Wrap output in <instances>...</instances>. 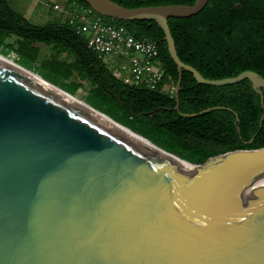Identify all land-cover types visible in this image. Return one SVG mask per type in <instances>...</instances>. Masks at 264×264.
<instances>
[{"label":"water","instance_id":"obj_1","mask_svg":"<svg viewBox=\"0 0 264 264\" xmlns=\"http://www.w3.org/2000/svg\"><path fill=\"white\" fill-rule=\"evenodd\" d=\"M84 1L103 16L162 28L182 116L230 110L180 111L187 71L208 86L248 79L262 125L260 73L207 78L178 55L169 18L194 16L210 0ZM31 71L0 59V264H264V148L193 165Z\"/></svg>","mask_w":264,"mask_h":264},{"label":"trees","instance_id":"obj_2","mask_svg":"<svg viewBox=\"0 0 264 264\" xmlns=\"http://www.w3.org/2000/svg\"><path fill=\"white\" fill-rule=\"evenodd\" d=\"M70 1L88 4L84 0ZM114 1L126 7H137L193 4L196 0ZM106 19L126 25L138 36L157 40L167 69L164 81L176 86L177 65L168 52L165 33L155 21ZM169 25L180 58L205 77L219 79L236 76L245 70H254L264 77V0H210L194 16L169 18ZM10 36H15L20 45L15 48L14 44H7L2 52L15 51L20 55V61L25 57L31 63L36 62L39 49L33 43L59 47L73 56V65L67 64L69 75L74 67L89 81L86 102L102 112L104 103L116 117V108H121L128 119L109 116L155 144L165 147L182 142L206 152L209 160L264 148V121L260 126L263 114L261 97L248 79L233 85L208 86L199 84L193 74L183 71L180 111L193 113L213 106L230 108L185 117L174 109L177 103L174 93L159 88L131 86L115 78L103 59L68 21L35 24L14 10L8 0H0V48L4 39ZM69 85L71 89L66 91L71 94L80 87L76 81ZM237 118L240 131L235 125ZM137 119L143 120L141 127L135 124ZM253 137L254 141L249 143Z\"/></svg>","mask_w":264,"mask_h":264},{"label":"built area","instance_id":"obj_3","mask_svg":"<svg viewBox=\"0 0 264 264\" xmlns=\"http://www.w3.org/2000/svg\"><path fill=\"white\" fill-rule=\"evenodd\" d=\"M52 8L67 15V21L82 34L115 78L131 86L175 92V86L164 81L167 69L157 40L138 36L126 25L107 20L89 4L54 0Z\"/></svg>","mask_w":264,"mask_h":264},{"label":"rangeland","instance_id":"obj_4","mask_svg":"<svg viewBox=\"0 0 264 264\" xmlns=\"http://www.w3.org/2000/svg\"><path fill=\"white\" fill-rule=\"evenodd\" d=\"M53 1L54 0H8L10 6L14 10L22 13L32 23L45 25L50 22H66V14H61L53 10ZM7 44H14L15 48H18L20 45L15 36L6 37L3 41V44L1 45L0 53L14 59L19 64H24L28 69L38 73L47 81L61 87L64 90L71 89L69 83L72 81L80 83V87L74 95L86 101L90 89L89 81L80 76L79 73L74 69V67L72 69V73L69 75L70 68L67 64L73 65V56L59 47H52L43 43H33V45L39 49V55L36 59V62L31 63L30 60L28 58L26 59L25 57H21L22 61H20V55L15 51H11L8 54L3 53L2 51ZM53 60L59 63H54ZM116 110L118 115L117 117H119V119H128V115L124 110H122L121 108H116ZM103 111L107 115L116 117L115 114L113 115L108 111L107 105H105L104 103ZM142 123V119H137L135 121V124L139 127H141ZM157 145L160 146L159 144ZM160 147L173 153L182 160L197 166H202L210 161L215 160L207 159L206 157L208 155L206 152L200 150L197 147L183 144L182 142L177 144H167V146H165L166 148L163 146ZM167 148H169V150ZM253 150L256 149H249L246 151Z\"/></svg>","mask_w":264,"mask_h":264},{"label":"bare ground","instance_id":"obj_5","mask_svg":"<svg viewBox=\"0 0 264 264\" xmlns=\"http://www.w3.org/2000/svg\"><path fill=\"white\" fill-rule=\"evenodd\" d=\"M0 59H1V60H4L5 62H7V63H9V64H11V65H14V66L19 67V63H17L14 59H12V58H10V57H8V56L2 54V53H0ZM31 73H32L34 76H36V78L40 79V75H39L38 73H36V72H34V71H31ZM74 99H75L78 103H80V104H82V105H84V106H87V105H86V101L82 100V99L79 98L78 96L74 95ZM133 135L136 136V137H137L138 139H140L141 141H143V142H145V143H147V144H150L149 141H146V140L143 139L142 137L137 136L136 134H133Z\"/></svg>","mask_w":264,"mask_h":264}]
</instances>
